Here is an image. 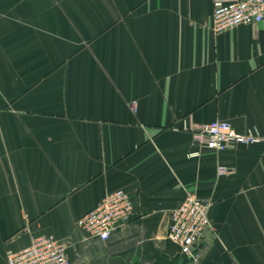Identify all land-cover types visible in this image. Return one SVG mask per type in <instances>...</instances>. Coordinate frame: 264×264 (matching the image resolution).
<instances>
[{
    "label": "crops",
    "instance_id": "crops-1",
    "mask_svg": "<svg viewBox=\"0 0 264 264\" xmlns=\"http://www.w3.org/2000/svg\"><path fill=\"white\" fill-rule=\"evenodd\" d=\"M211 13L0 0V264L39 235L69 264H191L167 238L187 191L212 202L194 264H264V140L216 152L191 135L219 119L264 137V20L214 33ZM117 189L133 218L88 237L77 220Z\"/></svg>",
    "mask_w": 264,
    "mask_h": 264
},
{
    "label": "built area",
    "instance_id": "built-area-1",
    "mask_svg": "<svg viewBox=\"0 0 264 264\" xmlns=\"http://www.w3.org/2000/svg\"><path fill=\"white\" fill-rule=\"evenodd\" d=\"M264 20V0H212L211 28L220 33L240 24H257ZM193 141L212 151H223L232 144H252L264 140L256 128L236 132L227 121L215 119L191 130ZM193 154H197L194 152ZM218 166L217 172H226ZM212 202L187 191L181 204L170 212L167 238L176 243L194 264L201 257L197 247L204 233L212 229L208 209ZM131 195L117 189L108 192L97 205L77 220L88 237L107 240L134 216ZM65 244L51 235L33 237L28 246L8 250L5 264H69Z\"/></svg>",
    "mask_w": 264,
    "mask_h": 264
}]
</instances>
